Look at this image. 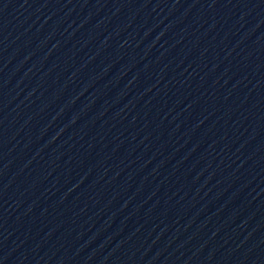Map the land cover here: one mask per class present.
Segmentation results:
<instances>
[{
	"label": "water",
	"instance_id": "95a60500",
	"mask_svg": "<svg viewBox=\"0 0 264 264\" xmlns=\"http://www.w3.org/2000/svg\"><path fill=\"white\" fill-rule=\"evenodd\" d=\"M0 264H264V0H0Z\"/></svg>",
	"mask_w": 264,
	"mask_h": 264
}]
</instances>
